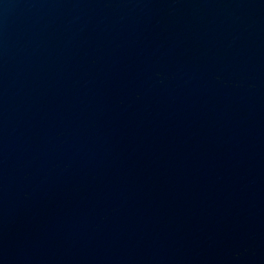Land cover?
<instances>
[{"label": "water", "instance_id": "water-1", "mask_svg": "<svg viewBox=\"0 0 264 264\" xmlns=\"http://www.w3.org/2000/svg\"><path fill=\"white\" fill-rule=\"evenodd\" d=\"M0 264H264V0H0Z\"/></svg>", "mask_w": 264, "mask_h": 264}]
</instances>
